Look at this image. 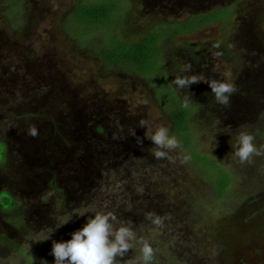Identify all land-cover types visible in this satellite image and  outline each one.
Returning <instances> with one entry per match:
<instances>
[{"label":"rangeland","instance_id":"374dc122","mask_svg":"<svg viewBox=\"0 0 264 264\" xmlns=\"http://www.w3.org/2000/svg\"><path fill=\"white\" fill-rule=\"evenodd\" d=\"M0 1V140L7 139L12 159L0 170V193L10 190L27 215L26 227L16 228L0 209V235L17 247L0 248V264H53L52 241L69 239L96 211H111L114 224L131 219L153 246L151 264H264V137L257 135L264 128V0H109L117 4L116 20L125 16L120 29L114 21L85 35L67 17L81 0H16L15 12ZM225 6L227 22L198 17L203 28L163 41V56L143 76L106 70L64 26L68 20L85 42L135 41L154 25ZM184 64L190 67L182 73ZM177 74L205 80L177 91L192 102L207 97L188 144L232 173L222 197L213 183L220 172L204 174L185 148L156 158L138 126L145 118L150 129L163 124L176 134L159 97L172 105L169 82ZM211 79L234 83L229 105L215 100ZM241 128L259 148L244 162L232 156ZM67 136L79 146L69 147ZM149 211L160 225L150 223ZM49 228L48 239L36 240ZM136 252L133 242L117 259L123 264Z\"/></svg>","mask_w":264,"mask_h":264},{"label":"trees","instance_id":"16d2710c","mask_svg":"<svg viewBox=\"0 0 264 264\" xmlns=\"http://www.w3.org/2000/svg\"><path fill=\"white\" fill-rule=\"evenodd\" d=\"M20 1V0H18ZM1 2V1H0ZM16 0H4V10L15 12L16 5H14ZM22 2V0L20 1ZM225 7H220L215 10L208 12L207 14H198L196 15V19L189 21L186 19L183 22H171V23H161L158 25L152 26V28L146 32L139 40L135 41H127L121 37H112L110 40H106L102 37V40L97 41L96 43L85 42L78 33L74 31L72 26H69L68 18L67 21L64 22V26L71 35L72 38L77 40L78 46L82 49H86L88 51H92L96 57L103 62L104 68L106 70H111L113 72H127L129 74H137L139 76H143L142 72H144L149 67V62L156 63L158 56H163V44L165 40L176 39L179 35L191 34L201 28L204 27L202 22H199L198 17L206 16L207 23H218V22H227L224 20V11ZM9 9V10H8ZM117 4L114 1L109 0H81L75 8L67 15L69 17V21L74 20V24L81 25L82 31L81 34L85 35L87 31L91 28H96L97 26L103 24H112L114 21V27H117V31L120 29L121 25L125 20V16L114 17L115 10H117ZM233 10V7H232ZM71 20V21H72ZM192 23H197L195 26ZM200 23V24H199ZM205 24V25H209ZM183 25V26H182ZM183 27V28H182ZM99 35V34H98ZM194 53V51H192ZM224 55L227 54L225 51H222ZM0 75L3 73L0 70ZM179 98L181 96L178 95V91L175 93V96L172 98V105H166V103L159 97V101L168 108V113L170 119L173 122L174 130L176 132L177 138L181 141L182 148H185L191 152L190 159L191 162L195 166H199L201 170L206 173V169L213 170L215 172H220V179L218 185L212 180L213 178H208L206 175L204 177L207 180H212L216 186V192L219 194L218 197H222L227 194L228 188L233 183L232 173L227 169L226 166L220 165L217 162L209 159L208 156L200 154L197 150L192 149L188 144L190 138L189 136L192 134L191 124L198 117L205 115V108L209 105L208 102H205L206 96L200 97L195 102H191L188 108L180 107ZM98 131H104L103 127H98ZM62 134V133H60ZM63 135V134H62ZM259 138L264 137V128L260 129L257 132ZM65 142L69 147L79 146L77 143L72 142V138L69 136L64 137ZM85 150H90V147L86 144L81 145ZM193 147V146H192ZM57 149V148H56ZM57 151H59L57 149ZM12 163V159H10V155L8 153V145L7 139L0 140V170L2 166L8 165ZM19 202L15 198L14 194L10 190H5L0 193V209L5 212L8 217L4 218L5 221L9 222L16 228L26 227L27 225V215L26 211L19 213L18 210ZM199 205L196 204L193 208L198 209ZM13 221V222H12ZM6 247L7 249L17 248L16 242L10 239L7 236L0 235V248Z\"/></svg>","mask_w":264,"mask_h":264},{"label":"clouds","instance_id":"9594fccd","mask_svg":"<svg viewBox=\"0 0 264 264\" xmlns=\"http://www.w3.org/2000/svg\"><path fill=\"white\" fill-rule=\"evenodd\" d=\"M190 65L184 64L181 72H186ZM205 81L197 74H177L169 82L172 85L173 93L178 89L187 88L194 82ZM215 100L225 106L230 103V96L235 91L233 82L227 79H211L206 81ZM191 100L187 93L179 98L180 107L188 108ZM138 126L145 127L144 136L153 142L152 152L156 158L168 156L165 149L182 148L181 141L175 133H170L166 125L159 124L154 130L148 127L145 118L138 120ZM131 134H135L131 129ZM137 143H141L137 137ZM234 149L232 156L237 157L241 162L250 158L254 153L259 152L258 146L254 143L253 133L239 130L232 141ZM187 159V156H184ZM84 209L81 210L83 212ZM152 225H160L162 218L151 211L145 213ZM69 219L66 215L59 223L63 224ZM114 215L111 211H96L94 215L87 217L86 222L81 227L70 234V238L61 241H52L51 254L54 257L53 264H121L117 257H124L126 252L132 247L133 242L137 245V252L130 258L123 261V264H151L154 249L148 239L137 235L136 229L132 226L131 219L119 224H114ZM47 231H41L36 240L48 239Z\"/></svg>","mask_w":264,"mask_h":264}]
</instances>
